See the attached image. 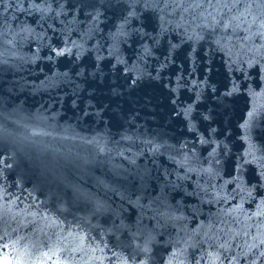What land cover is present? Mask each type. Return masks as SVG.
<instances>
[{"label": "water", "instance_id": "obj_1", "mask_svg": "<svg viewBox=\"0 0 264 264\" xmlns=\"http://www.w3.org/2000/svg\"><path fill=\"white\" fill-rule=\"evenodd\" d=\"M0 264H264V0H0Z\"/></svg>", "mask_w": 264, "mask_h": 264}]
</instances>
